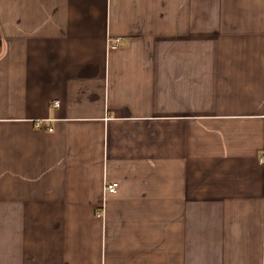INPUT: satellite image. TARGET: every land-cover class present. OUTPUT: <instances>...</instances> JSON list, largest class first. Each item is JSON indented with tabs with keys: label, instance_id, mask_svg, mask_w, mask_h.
I'll return each mask as SVG.
<instances>
[{
	"label": "crops",
	"instance_id": "obj_1",
	"mask_svg": "<svg viewBox=\"0 0 264 264\" xmlns=\"http://www.w3.org/2000/svg\"><path fill=\"white\" fill-rule=\"evenodd\" d=\"M0 264H264V0H0Z\"/></svg>",
	"mask_w": 264,
	"mask_h": 264
},
{
	"label": "built area",
	"instance_id": "obj_2",
	"mask_svg": "<svg viewBox=\"0 0 264 264\" xmlns=\"http://www.w3.org/2000/svg\"><path fill=\"white\" fill-rule=\"evenodd\" d=\"M117 41H118V39H117ZM51 105H52V107H58L60 105V100H54ZM38 125H40V123H38ZM52 129H53L52 127H49V130H52ZM117 189H118V183L117 182L109 183L105 187V191H107L109 193H115V192H117Z\"/></svg>",
	"mask_w": 264,
	"mask_h": 264
}]
</instances>
